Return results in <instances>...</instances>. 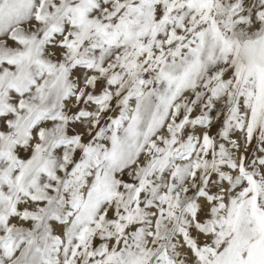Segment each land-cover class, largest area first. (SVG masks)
Instances as JSON below:
<instances>
[{"label":"snow or ice","instance_id":"snow-or-ice-1","mask_svg":"<svg viewBox=\"0 0 264 264\" xmlns=\"http://www.w3.org/2000/svg\"><path fill=\"white\" fill-rule=\"evenodd\" d=\"M0 264H264V0H0Z\"/></svg>","mask_w":264,"mask_h":264}]
</instances>
